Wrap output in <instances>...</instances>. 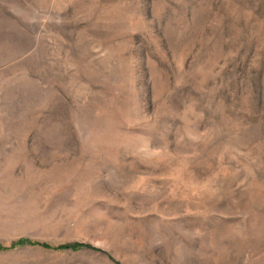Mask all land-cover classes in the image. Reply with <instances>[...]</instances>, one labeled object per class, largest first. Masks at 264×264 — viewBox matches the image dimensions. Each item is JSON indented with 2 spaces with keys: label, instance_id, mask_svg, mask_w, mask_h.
<instances>
[{
  "label": "rangeland",
  "instance_id": "1",
  "mask_svg": "<svg viewBox=\"0 0 264 264\" xmlns=\"http://www.w3.org/2000/svg\"><path fill=\"white\" fill-rule=\"evenodd\" d=\"M0 264H264V0H0Z\"/></svg>",
  "mask_w": 264,
  "mask_h": 264
},
{
  "label": "trees",
  "instance_id": "2",
  "mask_svg": "<svg viewBox=\"0 0 264 264\" xmlns=\"http://www.w3.org/2000/svg\"><path fill=\"white\" fill-rule=\"evenodd\" d=\"M22 243H23L22 241H19L16 245H21ZM66 248H70V247H66ZM74 248H76V246Z\"/></svg>",
  "mask_w": 264,
  "mask_h": 264
}]
</instances>
